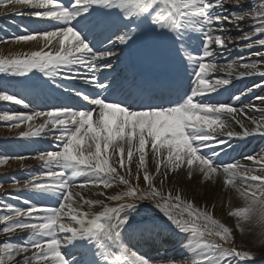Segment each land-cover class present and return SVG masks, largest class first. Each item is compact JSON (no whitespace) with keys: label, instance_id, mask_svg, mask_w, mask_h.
Here are the masks:
<instances>
[{"label":"snow or ice","instance_id":"obj_1","mask_svg":"<svg viewBox=\"0 0 264 264\" xmlns=\"http://www.w3.org/2000/svg\"><path fill=\"white\" fill-rule=\"evenodd\" d=\"M5 13L43 27L21 24L0 36V44L36 45L0 55V75L58 102L0 114L27 126L22 138L51 132L57 149L35 157L42 172L11 185L29 190L26 207L0 205V264H177L136 248L158 251L172 238L185 253L179 264H259L237 249L235 232L255 224L264 240V155L244 156L252 166L225 158L234 140L264 137V95H255L264 89V0H0ZM241 44L258 59L216 60ZM217 72L226 78L209 79ZM233 77L260 82L232 95ZM221 90L228 99L213 101ZM0 102L31 103L4 88ZM14 159L26 167L25 157ZM180 175L241 198L227 212L234 226L182 195ZM80 176L88 179L77 184ZM113 185L123 188L103 190ZM50 200L59 206L43 203Z\"/></svg>","mask_w":264,"mask_h":264},{"label":"bare ground","instance_id":"obj_2","mask_svg":"<svg viewBox=\"0 0 264 264\" xmlns=\"http://www.w3.org/2000/svg\"><path fill=\"white\" fill-rule=\"evenodd\" d=\"M12 15H9L7 13L5 14H0V29H5L6 28V24L8 22H10L9 20L12 19ZM228 25H226L227 27ZM235 29L232 30V34L234 33ZM229 33V34H231ZM1 36V35H0ZM237 36V35H235ZM233 36V37H235ZM31 50H36V45L33 42H29L28 44H0V55H10V54H16V53H25ZM16 80L18 78L15 77H9V76H4V75H0V80H4L5 83H9L11 80ZM15 84V83H14ZM7 91H10V89H8ZM0 107H1V111L0 114H3L5 112H9V113H19L16 111L15 106L12 104V102H0ZM255 115L258 116L257 113H254ZM0 124L5 125V127L0 126V150H3L1 152L5 153L3 146H7L8 148H15V156H7V154L5 153V155L0 154V159L4 158V157H8V161L5 164H0V174L1 176H5L6 172H12L13 170H17L20 169V161L14 159L15 157H19V156H23L25 157V160L23 161V163L25 164V168H27V166L31 163L34 162V157H32V154H27L26 152L23 151L22 149V145L20 148V141L21 139H19V132L22 130H28L27 126L25 124H21L20 128H14L10 126V122H6V121H0ZM236 130H239L236 128ZM22 138V137H21ZM11 139V140H10ZM23 143V145H33V142H31V140H29L28 138H24L23 141H21V144ZM10 145V146H8ZM258 147H256L255 151L257 155H264V148H260V144L257 145ZM19 150V152H17ZM138 159V158H137ZM249 166H252V162L251 161H247ZM149 166L150 168L153 167L151 159L149 158ZM135 171L134 165H133V172ZM7 174V173H6ZM14 176V178L12 176ZM11 175H9L12 179H13V183L19 182L21 185L24 183L25 180H28L29 178L26 179H22L20 178L19 175L15 174V173H11ZM135 183V181H133ZM141 184H143V181L141 179L140 181ZM158 183V182H157ZM175 183L176 186L180 187L182 189V191H184L187 195H190L192 193V190L195 187H201V186H205L206 184H201L200 183V178L197 176L195 177L191 182H189L187 180L186 175H180L179 177L175 178ZM210 183V182H209ZM172 186V183H169ZM208 184V183H207ZM0 190L6 188L8 190H14L12 189L10 184H5L4 181L0 182ZM218 187H220L219 184H217ZM217 187V188H218ZM123 187L119 186V187H114V188H110V189H103L104 191L108 192L109 194H112L116 191H120ZM216 192V189H213L211 196ZM21 192H18L17 195H20ZM86 198L90 195L88 192L84 193ZM11 197V194L9 193L8 195H5L3 197L0 198V205H3L6 203L5 198ZM15 199V198H14ZM7 204V203H6ZM4 211H6V209H3ZM98 210V209H97ZM220 219L223 221H228V218L225 216V214H220ZM26 236V234H25Z\"/></svg>","mask_w":264,"mask_h":264},{"label":"rangeland","instance_id":"obj_3","mask_svg":"<svg viewBox=\"0 0 264 264\" xmlns=\"http://www.w3.org/2000/svg\"><path fill=\"white\" fill-rule=\"evenodd\" d=\"M249 2L253 1L254 5L258 6V3L260 0H248ZM260 50L256 47H254V51ZM230 60H228L226 63H228ZM225 63V64H226ZM217 184L208 183L205 186L201 187H195L194 189V195L193 200L196 203L202 202L203 205H206L210 209H213L214 206V216L218 218L220 214H225L227 217V212L231 208H235L238 206H242L243 202L241 198L236 196L234 193H227L225 191L221 190V187H218ZM213 189H216V192L211 196ZM184 195V194H182ZM212 197V199H210ZM223 205V210L222 209ZM229 222V221H228ZM230 224H235V218H231ZM232 225V226H233ZM245 232L241 233L240 231L236 230L235 232V239L238 245L241 247L248 248L250 250H253L254 252L260 251V238L259 233L260 229L257 225H245ZM1 237V236H0ZM1 239V238H0Z\"/></svg>","mask_w":264,"mask_h":264}]
</instances>
